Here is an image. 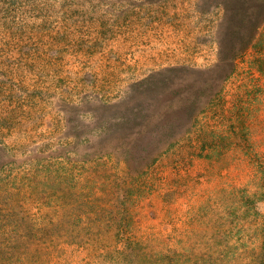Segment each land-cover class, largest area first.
Masks as SVG:
<instances>
[{
  "label": "rangeland",
  "instance_id": "rangeland-1",
  "mask_svg": "<svg viewBox=\"0 0 264 264\" xmlns=\"http://www.w3.org/2000/svg\"><path fill=\"white\" fill-rule=\"evenodd\" d=\"M263 18L0 0V264H264Z\"/></svg>",
  "mask_w": 264,
  "mask_h": 264
},
{
  "label": "trees",
  "instance_id": "trees-1",
  "mask_svg": "<svg viewBox=\"0 0 264 264\" xmlns=\"http://www.w3.org/2000/svg\"><path fill=\"white\" fill-rule=\"evenodd\" d=\"M246 4V3H245ZM248 6V7H247ZM246 11L249 9V11L247 12L248 13V15H247V18H249L252 22H254V19H251L252 18V15L253 14H251V13H253V10H254V6L253 5H246ZM262 22V25L264 24V18H263V20L261 21ZM257 26H259L258 24H256L255 25V27H256V30L258 29V27ZM254 35H252V37H251V40L250 41H248V44L245 46V48H243L244 50H247L250 46H251V42L253 41V37ZM244 50H242V51H244ZM233 59H234V61L237 59V54L236 53H234V55H233ZM233 73V71H231L230 73H229V75H231ZM228 75V76H229ZM141 85H143V84H141ZM144 86H148L147 84H144ZM163 128H165V130L167 129H170V128H172V126L171 125H166V126H164ZM171 146V145H170ZM147 148L145 147L144 149H142V151L143 150H146Z\"/></svg>",
  "mask_w": 264,
  "mask_h": 264
}]
</instances>
